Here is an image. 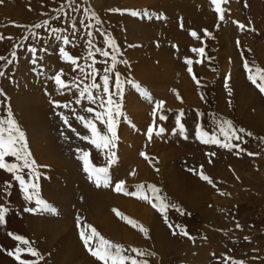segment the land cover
Returning <instances> with one entry per match:
<instances>
[{"label":"rangeland","instance_id":"obj_1","mask_svg":"<svg viewBox=\"0 0 264 264\" xmlns=\"http://www.w3.org/2000/svg\"><path fill=\"white\" fill-rule=\"evenodd\" d=\"M178 1L75 0L71 7L69 0H3L0 3V35L4 37L0 40V56L11 59V53H17V59L11 65L0 61V70L6 73L0 77V89L5 93L0 96V118L7 117L10 106L14 118L26 134L28 150L37 166L39 178L33 180L27 170L22 175L26 180L35 182L39 198L56 209L55 214L25 211L26 207H37L34 200L28 203L19 183L9 173L0 170V204L9 208L6 225L0 226V264H18L7 255V251L23 247L8 235L9 232L32 242L31 246L43 257L39 264H102L80 239L77 217L81 219V226L92 225L104 238L122 244L128 250L135 247L155 253L154 256L137 257L138 260H147L148 264H234L239 261L243 264H264V94L248 80L243 67L246 59L250 65L264 68L255 50L259 45L264 48V0H233L236 1L233 10L232 2L228 0L221 5L223 21L210 0H200L202 6L194 10L195 17L188 15V4L183 3L181 9L177 8ZM206 2L209 6L204 4ZM62 5L63 11L58 12ZM74 8L78 10L73 11ZM85 9L88 13L94 11L102 23L91 19ZM116 9L122 11H111ZM123 10L147 11L151 18L134 17ZM157 16L163 18L157 19ZM45 21L48 22L46 27H35ZM233 21L244 24L245 28L240 29ZM88 24L95 27H86ZM53 28L62 31L53 33ZM205 29L211 33L210 36L204 35ZM192 31L200 38L193 37ZM101 32L107 33V36L101 35ZM57 35L67 36L71 43L65 45L62 40L56 39ZM109 37L114 38L119 46V55L105 43ZM89 40L92 41L91 46ZM16 45L21 47L16 48ZM29 47L38 50L35 64L32 63L33 55L27 50ZM200 47L205 49L204 56L191 51ZM61 48L78 58L77 65L61 56ZM101 48L117 55L119 61L128 62L117 63L115 70L109 73L114 100L119 102L120 99L115 95V88L111 87L117 73L122 81L132 80L152 96L150 103L132 84L124 83L122 111L126 118H117L118 140L116 147L110 150L117 159L110 166L109 150L97 149L88 140L81 139V136L91 138V133L76 119L77 115L93 119V115L85 111L87 107L101 111L98 103L90 104L79 95L80 89L92 83V77L86 78L85 73H91L93 67L98 70L96 83L103 84V70L110 67L112 61L111 57H103L97 51ZM90 51L96 60L94 65L89 57ZM185 58L193 60L192 74L187 71ZM105 60L107 63L103 62ZM227 60L229 62L226 63ZM235 61H239V67L233 66ZM238 70L241 72L237 74L235 71ZM61 72L62 80L69 84L68 88L62 89L50 79ZM193 75L200 81L199 85ZM227 77L230 78L226 80ZM229 88L231 95L228 94ZM92 91L98 97L102 88ZM77 99H81V103L77 104ZM158 100L166 102L163 114L167 120L161 121L160 112H157L156 126H163L167 131L161 136L154 133L149 140L147 130L153 124L154 103ZM53 101L68 107H55ZM18 103H23V111L17 109ZM33 105L34 110L39 109L42 116H47L45 121L50 124L52 133L49 135L53 136L51 138L57 144L58 154L64 161L59 160L57 154L55 158L43 138L41 145L40 124L34 121L29 110ZM181 110L184 113L181 123L187 130L186 139L176 124ZM198 113L203 115L198 116ZM61 114L68 118L76 132L65 125ZM214 117L230 120L237 129L243 128L253 134L247 136L241 133L243 139L233 141L245 151L237 154V149L229 151L197 139L198 125L208 132H218ZM95 123L101 133L106 132L103 124L99 121ZM173 129H177L175 135L172 134ZM33 139L38 140L42 155L45 153L43 162L35 151L38 147L34 150ZM83 152L90 154L92 165L108 167L112 178L110 186L97 187L84 172L80 158ZM249 152L256 155L250 156ZM209 153H215V156L210 157ZM69 162L74 164L73 169L78 173L77 178L73 174L75 179L69 177ZM201 166L215 187L200 178ZM133 172L135 175H132ZM6 181L12 186L4 194ZM119 181H125V190L135 194L116 192L114 187ZM139 185H144L145 189L137 193ZM148 185H155L161 190L160 195L183 210L184 214L173 208L167 210L172 228L148 200L139 198L145 193L151 197V193L147 192ZM59 191V195H63L59 198L50 194L57 195ZM221 192L228 195H221ZM117 198L127 201L130 208L123 209ZM58 200L61 204L57 203ZM131 209L142 215H130ZM122 217L147 229V238L138 227H133ZM41 220L65 221L61 224L63 229H60L63 236L69 234L68 244H59L58 231L55 236V232L51 233V237L42 235L38 226L43 222ZM113 220L120 224L116 230L111 225ZM104 221L107 225L103 227L101 223ZM176 225L186 226L188 234L195 239L190 240L180 234ZM173 230L176 235H173ZM48 239L51 245L47 243ZM131 255L135 256V253ZM21 259L28 262L37 260L27 253L22 254Z\"/></svg>","mask_w":264,"mask_h":264},{"label":"snow or ice","instance_id":"obj_2","mask_svg":"<svg viewBox=\"0 0 264 264\" xmlns=\"http://www.w3.org/2000/svg\"><path fill=\"white\" fill-rule=\"evenodd\" d=\"M210 2L215 5V11L219 15L220 20H224V10H222L221 5L228 2V0H210ZM0 3H3V0H0ZM75 3V0H69V7H71L72 4ZM77 8H74L73 11H77ZM58 12L63 11V5L60 9L57 10ZM86 14L90 16L91 19L96 20L97 23H102L100 21L99 17L96 15V13L93 11L91 13H88V10H84ZM111 11H117L121 12L122 10L116 9ZM123 11H129V14L134 17H149L151 18V14L147 11L139 12L135 10H123ZM157 19H161L163 17L157 16ZM83 23V21H81ZM233 23L238 24V27L240 29H244L245 25L240 24L237 21H233ZM48 24L47 21L44 22L43 25L37 24L35 25L36 28L46 27ZM73 30H75V23L72 24ZM86 27H95V25L88 24ZM62 29L53 28V33H59ZM33 36H35V33H32ZM92 33L89 32V36H91ZM101 35L107 36V33L101 32ZM191 35L193 37H196L199 39L200 37L197 35L195 31L191 32ZM205 36H210L211 33L207 31V29L204 30ZM4 39L2 35H0V40ZM9 39H12L9 37ZM57 40H62L65 45H68L71 43L69 38L67 36H56ZM89 45L91 46L92 41H88ZM105 43L108 44V46L113 50V53H116L117 55L120 54L119 46L116 44L114 38L109 37ZM237 44L239 45V41H237ZM16 48H20L21 45H16ZM32 55L33 60L32 63H36V53L37 49L35 47H29L27 49ZM44 51H47V49H44ZM60 54L63 58L70 61L74 66L78 63V58H74L70 56L63 48L60 50ZM97 51L103 56V57H111V66L106 67L103 71L104 74L102 76L103 84L96 83L95 76L98 74V70L93 67L91 73H85L86 78L88 76L92 77V83L90 85H85L83 89L79 90V95L82 99H86L90 104H97L101 111H97V109L93 107H87L85 108V111L87 113H90L93 115V119L89 120L86 119L84 116H76V119L80 121L83 126L88 129V131L91 133V138L88 136H81V139L88 140L91 144H93L97 149H107L109 150V159L108 164L109 166L116 162V155L114 152H111L110 150L116 147V142L118 140L117 135V126H118V117H124L126 118L124 112L122 111V98H123V85L124 83L132 84L134 88L137 89V91L141 92V95L148 101L152 102V96L151 93L148 92L146 89H141V86L137 84L136 82L132 80L128 81H122L120 79L119 74H116L114 85H111V87H114L116 92L115 95L119 97V102L113 99V92L110 91V75L112 71L115 70L117 63L123 62L127 64V61H119L117 59V55H114L113 53H110L109 51L101 48L97 49ZM194 53H197L201 56L205 55V49L204 47L200 48H193L191 49ZM243 55V54H242ZM11 59H8L5 56H0V61H6L8 65H11L16 59H17V53L16 51H13L11 53ZM89 57L93 59V65L96 63V60L92 54V52H89ZM104 63H107V61H103ZM199 62V61H197ZM185 63L188 65L187 71L192 74V64L193 60L189 58H185ZM243 67L247 73L248 80L262 93L264 94V68H261L259 66H252L249 64V62L245 59L243 63ZM81 72H83V69H81ZM5 71L0 70V77L5 76ZM63 73L56 74L50 79L54 80V82L63 88H68L69 84L68 82L62 80ZM230 77H227L229 79ZM193 79L196 80L197 84L199 85L200 81L196 79L195 75H193ZM259 81V82H258ZM227 87V83L225 85ZM102 88V93L97 97L93 95V89L99 91ZM175 91V90H174ZM63 94V92H61ZM228 94L231 95V89H228ZM5 95L2 89H0V96ZM177 98L180 99L179 94L177 93ZM201 99H204L203 96H201ZM76 103H81V99H77ZM165 101L158 100L154 103V110L152 113L153 116V124L149 126L147 130V136L148 139L151 140L153 134L157 136H161L162 134L166 133V129L163 126H156V116L157 112H160L159 119L161 121H166L167 116L163 114ZM53 104L55 107H64L67 108L68 105H61L58 102L53 101ZM73 112H75V109H73ZM202 113H198V116H202ZM184 116L183 111L181 110L179 112L178 118L176 120L177 129L179 130L180 134L184 136V138H187L186 135V128L183 123H181V118ZM61 119L64 121L65 125H67L73 132H76V129L72 128L71 124H69V120L66 116H63L61 114ZM216 123V129L217 131L214 132H208L203 129L201 125H198L196 129V137L200 140L201 143L204 144H214L221 148H225L229 151L233 149H237V154H239L240 151H245L244 149L240 148V145L238 143H233V141H241L243 137L240 135L241 133L251 136L253 135L251 132H246L245 129L240 128L237 129L233 122L230 120H217L215 117L213 118ZM95 121H99L101 124H103L106 128L105 133H101ZM177 129H173L172 134L175 135ZM78 136L79 133H76ZM82 151V150H80ZM248 155H256L255 153H247ZM89 153L83 152L82 156L80 157L83 162L84 166V172L89 175V178L94 181L97 187H100L103 185L104 187H108L112 183V178L109 174L108 167H96L90 163L89 160ZM142 156H145L146 159L148 157L141 153ZM210 157H214L215 153H209ZM11 157V160H8L6 158ZM211 163V160L209 161ZM36 164L34 159L31 157V153L28 150L27 140H26V134L19 126L18 122L13 116V113L11 111L10 106L8 107L7 111V117L6 118H0V170H3L7 173H9L12 178L19 183L21 186L22 191L25 194V199L28 203H32L33 200L36 204V208L32 207H26L24 210L30 213H35L37 211H47L50 213L55 214L56 209L53 208L51 205H49L46 201L39 198V189L38 185L33 182L32 180H26L24 175L22 173L27 170L32 174L33 180L39 178V174L36 171ZM158 171V170H157ZM195 171V170H193ZM200 175V178L204 181H207L209 184H211L213 187H215V184L210 179L209 176L205 175L203 173V166H201V169L198 173ZM132 175H135L133 172ZM11 183L6 181L3 185V191L4 194H7V189L11 187ZM145 186L139 185L137 186V193L144 191ZM114 190L116 192H123L125 195H134L135 193H129L125 190V181H119L115 184ZM147 192L151 193V197L147 193L144 195H140V199L148 200L149 203H151L152 207L155 208L164 218L165 223L168 224L170 228L173 227L172 224L168 221L167 216V210L169 208H173L176 211L183 213V210L179 208V206L173 204L172 202L168 201L167 197H164L160 195L161 190L157 188L155 185H148L147 186ZM221 195H228L227 193L221 192ZM115 211V210H114ZM9 212V208L4 205L0 204V226L6 225V216ZM118 216L120 213L117 211L116 213ZM123 219H127L122 217ZM127 222L129 224H132L133 227H138L141 232H143L147 238L148 230L145 229L143 226H139L136 224V222L132 221L131 219H127ZM81 219L80 217H77V227L80 228V239L82 240L85 248L90 252L92 256H94L97 260L101 261L102 264H148L147 260L143 259H137V257H144V256H154L155 253H148L145 250L138 249V248H131L130 250L126 249L122 244L114 243L112 241H109L108 239L104 238L95 227H93L90 224H83L81 226ZM176 228L180 229V234H183L185 236H188L190 240H194L195 238L188 234L186 230V226L182 225H176ZM237 227L239 228L240 225L237 224ZM177 232L173 230V235H176ZM8 235L12 237L15 241L18 242V245L14 250H8L7 255L13 257L16 261H18V264H39V260H42L43 257L37 251L35 248L31 246L32 242L29 241L26 237L11 233L9 232ZM206 239V238H205ZM247 239V237H245ZM27 253L33 257H36L37 260L35 262H28L23 259H21V255ZM131 253H135V256L131 255ZM234 264H243L242 261L234 262Z\"/></svg>","mask_w":264,"mask_h":264},{"label":"bare ground","instance_id":"obj_3","mask_svg":"<svg viewBox=\"0 0 264 264\" xmlns=\"http://www.w3.org/2000/svg\"><path fill=\"white\" fill-rule=\"evenodd\" d=\"M146 1V0H145ZM156 1V0H155ZM184 1H186V2H184ZM179 3H177V8H179V9H181V6H182V4L183 3H185V4H188V6H189V8H188V10H187V13H188V15H190V16H194V10L196 9V7H198V6H202V3H200V0H196V1H193V0H179L178 1ZM231 2H232V4H231V9L233 10V9H235V6H236V1H233V0H231ZM150 3V2H149ZM204 4H206V5H208L209 6V4H207V2L206 3H204ZM197 12H199V11H197ZM207 15H209V13L207 14ZM196 16H198V15H196ZM202 16V15H201ZM195 17V16H194ZM200 18V17H199ZM202 21V20H201ZM205 21V20H204ZM139 26V25H138ZM131 30V29H130ZM226 35V34H225ZM224 35V36H225ZM256 51H257V57L259 58V60L261 61V63L264 65V48L261 46V45H259V46H257L256 47V49H255ZM235 54V53H234ZM227 62H229L228 60L226 61V63ZM196 63V62H195ZM239 61H235V64L233 65L234 67H239ZM237 74L238 73H240L241 71L240 70H238V71H235ZM244 81V80H243ZM240 82V81H239ZM241 83V82H240ZM241 85V84H240ZM242 86V85H241ZM22 104L23 103H18L17 104V109L18 110H22L23 111V109H22ZM34 108H35V105H33L31 108H29V110L31 111V114H32V116H33V119H34V121L36 122V123H39L40 124V127H41V133L39 134V139L41 140V145H42V138L45 140V141H47V143L49 144V148L52 150V152H53V154H54V156H55V158H56V154H57V156H58V159L60 160L61 159V161H64L63 160V157H61V156H59V154H58V152L59 151H57V144H55L54 143V139L53 138H51V137H53V136H50L49 134H52L51 133V129H50V124L48 123V122H46L45 120H48L47 119V116H42V114H41V111L39 110V109H37V110H34ZM136 109V108H135ZM19 111V112H20ZM40 120H44V122H40ZM34 128V127H33ZM31 131V130H30ZM32 138H34V137H32ZM33 140H35V139H33ZM54 144H55V146H54ZM126 145L128 144V143H125ZM124 144V145H125ZM157 144V143H156ZM47 145V144H46ZM43 146V145H42ZM38 147V148H37ZM125 147V146H124ZM127 147V146H126ZM125 147V148H126ZM130 147V146H129ZM37 148V149H36ZM36 149V150H35ZM34 150L38 153V155H39V158L41 159V161L43 162V155L45 154H43L42 155V153H43V150H42V148L39 146V143H38V140H35V148H34ZM47 150V149H46ZM124 150V149H123ZM45 152H47V151H45ZM121 152V151H120ZM124 152V151H123ZM122 152V153H123ZM50 153V152H49ZM48 153V154H49ZM52 154V153H51ZM52 154V155H53ZM40 155H41V157H40ZM47 155V154H46ZM163 160V159H162ZM166 160H164V162H165ZM67 163V162H66ZM168 163V162H167ZM69 165H70V168H69V172H70V176L69 177H72L73 179H75L74 178V175L76 176V178H77V175H78V173H76V171L73 169V163H71L70 164V162L68 163ZM65 168V167H64ZM143 169V168H142ZM167 169V168H166ZM173 169V168H172ZM164 171V170H163ZM172 171V170H171ZM69 172H67V173H69ZM165 172V171H164ZM80 173V172H79ZM175 173V172H174ZM74 174V175H73ZM177 174H179V173H177ZM177 174H175V175H177ZM180 174H181V172H180ZM80 176V175H79ZM173 177H174V174L172 175ZM179 177V176H178ZM171 178V177H170ZM79 179V178H78ZM83 179V178H82ZM172 179V178H171ZM181 179V178H180ZM173 180V179H172ZM182 180V179H181ZM68 181H69V179H68ZM67 181V182H68ZM172 182V181H171ZM178 182H179V180L177 181V184H178ZM79 183V182H78ZM86 183V182H85ZM73 185V184H72ZM73 186H75V185H73ZM81 187H83L82 185H81ZM85 187V186H84ZM52 189H53V187H52ZM83 189H85V188H83ZM50 190V189H49ZM54 190V189H53ZM67 190H69V187H67ZM86 190H87V188H86ZM89 190V189H88ZM95 190V189H94ZM53 192H55V191H53ZM85 192V191H84ZM89 192V191H88ZM87 192V193H88ZM61 192L59 191V192H57V195H55V193H50L51 194V196H56V197H58L59 198V196H63V195H59ZM70 194V193H69ZM73 194V193H72ZM71 194V195H72ZM89 194V193H88ZM101 194V193H100ZM87 195V194H86ZM68 197H72V196H69V195H67ZM101 196V195H100ZM110 197V196H109ZM67 198V197H66ZM103 201V200H102ZM109 201V200H108ZM116 201H117V203L119 202V205L120 206H122V208L123 209H125L126 207L127 208H130L129 206H127L128 205V202L127 201H123V199H120V201H119V198H117L116 199ZM59 202H61L60 200H58L57 201V203H59ZM96 202V201H95ZM59 204H61V203H59ZM58 205V204H57ZM72 205V204H71ZM118 205V206H119ZM100 205H98V207H99ZM119 206V207H120ZM59 207V206H58ZM61 207V206H60ZM83 207V206H82ZM81 207V208H82ZM131 208H133V206L131 207ZM59 209V208H58ZM105 209V208H104ZM97 210V209H96ZM60 212V211H59ZM92 212V211H91ZM108 212V211H107ZM139 212V211H138ZM94 213V212H93ZM96 213V212H95ZM98 213V212H97ZM103 213V212H102ZM129 214L130 215H134V216H136V215H142V213H137V212H133L132 211V209L130 210V212H129ZM78 215H79V213H78ZM97 215H100V213H98ZM108 215V214H107ZM64 217V216H63ZM104 217V216H103ZM105 218V217H104ZM142 218V217H141ZM103 219V218H102ZM41 221H43V222H41V223H39L40 225H38L39 227H40V230H41V233H42V235H44V234H46L47 235V237H51V233L53 232H55V234L53 235V236H55L56 234H57V231H58V233H59V235H60V243L59 244H62V245H67L68 244V241H69V234H66V235H64L63 236V233H62V227H61V224H62V222L63 223H65V221H62V220H41ZM99 221L100 222H102V220H100L99 219ZM114 221V224L112 223H110L112 226H113V229L114 230H116L118 227H119V225L120 224H116L115 223V220H113ZM105 223H101L102 225H103V227L104 226H106L107 225V221H104ZM29 223V222H28ZM29 226H31V225H29ZM34 227V226H33ZM36 227V226H35ZM34 227V228H35ZM60 227L62 228V229H60ZM33 228V229H34ZM116 228V229H115ZM36 229V228H35ZM59 229H60V231H59ZM108 229V228H107ZM112 229V230H113ZM39 230V229H38ZM103 230H105L104 228H103ZM109 230V229H108ZM61 232V233H60ZM106 232H107V230H106ZM110 232V231H109ZM114 232H116V231H114ZM117 234V233H116ZM130 234V233H129ZM108 235V234H107ZM130 237H131V235H130ZM47 241V243L49 244V245H51V242L49 241V239L48 240H46ZM78 253V252H77ZM73 261V260H72ZM95 264V263H94ZM97 264V263H96Z\"/></svg>","mask_w":264,"mask_h":264}]
</instances>
